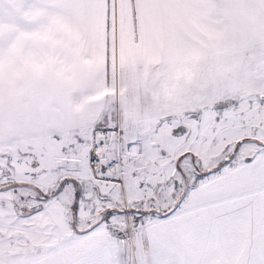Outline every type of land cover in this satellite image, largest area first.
<instances>
[{
  "label": "snow or ice",
  "instance_id": "1",
  "mask_svg": "<svg viewBox=\"0 0 264 264\" xmlns=\"http://www.w3.org/2000/svg\"><path fill=\"white\" fill-rule=\"evenodd\" d=\"M0 264H264V0H0Z\"/></svg>",
  "mask_w": 264,
  "mask_h": 264
}]
</instances>
